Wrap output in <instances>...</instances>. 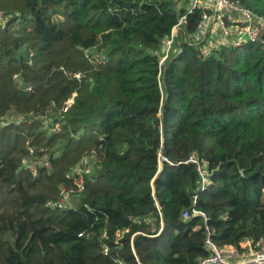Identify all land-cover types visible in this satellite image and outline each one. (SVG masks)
Returning <instances> with one entry per match:
<instances>
[{"label":"trees","instance_id":"trees-1","mask_svg":"<svg viewBox=\"0 0 264 264\" xmlns=\"http://www.w3.org/2000/svg\"><path fill=\"white\" fill-rule=\"evenodd\" d=\"M188 8L0 0V264H198L206 228L219 247L264 239V36L203 57Z\"/></svg>","mask_w":264,"mask_h":264},{"label":"built area","instance_id":"built-area-1","mask_svg":"<svg viewBox=\"0 0 264 264\" xmlns=\"http://www.w3.org/2000/svg\"><path fill=\"white\" fill-rule=\"evenodd\" d=\"M195 9H201L202 14L192 43L202 45L201 55L203 57L208 56L212 50L220 46L239 48L245 43L260 41L264 36V16L255 14L237 0H189L188 13ZM185 19V15L180 18L178 24L172 29L170 37L166 40L168 48L159 62L160 66L168 58L176 37L174 29L177 28L178 32L181 31ZM70 102L69 100L68 104ZM159 158H161L160 154ZM188 162L197 165L201 176V189H205L209 180L204 174L203 165H200L193 158H189ZM74 173L79 175L75 181L77 191L82 192L84 182L81 173L77 171V168ZM71 193L72 190L60 188V203L70 204ZM194 216H199L205 220V215L195 209H192L190 213L185 211L182 214L184 220ZM206 232L205 246L209 251V256L200 259L198 264H264V239H259L256 242L245 240L240 242L238 248L233 246L219 247L210 240L208 228H206ZM106 252L107 248H104V253Z\"/></svg>","mask_w":264,"mask_h":264},{"label":"rangeland","instance_id":"rangeland-1","mask_svg":"<svg viewBox=\"0 0 264 264\" xmlns=\"http://www.w3.org/2000/svg\"><path fill=\"white\" fill-rule=\"evenodd\" d=\"M1 21V20H0ZM177 32H178V30H177V28H175L174 29V35H176L177 36ZM183 36V33H180L179 34V37H182ZM167 41H165L164 42V44H163V53H165L166 51H167ZM172 49H170V51H171ZM177 52H178V48H173V50L171 51V53L169 54V57L170 56H173V55H175V54H177ZM93 159L92 158H85L81 163H80V165H79V167H77V171L79 172V173H81V171L83 172V168H84V172L85 173H91L92 171H93ZM70 200H71V202L72 201H75V202H77V200H78V197L77 196H75V197H70ZM70 202V201H69ZM239 255V254H238ZM240 256V255H239Z\"/></svg>","mask_w":264,"mask_h":264}]
</instances>
